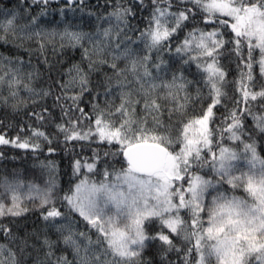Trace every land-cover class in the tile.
<instances>
[{"label": "snow or ice", "instance_id": "obj_1", "mask_svg": "<svg viewBox=\"0 0 264 264\" xmlns=\"http://www.w3.org/2000/svg\"><path fill=\"white\" fill-rule=\"evenodd\" d=\"M0 47L47 175L0 178V264H264V0H9Z\"/></svg>", "mask_w": 264, "mask_h": 264}, {"label": "trees", "instance_id": "obj_2", "mask_svg": "<svg viewBox=\"0 0 264 264\" xmlns=\"http://www.w3.org/2000/svg\"><path fill=\"white\" fill-rule=\"evenodd\" d=\"M9 0H0V4L8 3ZM94 2V0H93ZM0 54L7 55L4 47H0ZM49 59L52 62H56L57 60L64 62V61H71V62H79L80 60V53L79 51H68L66 54L61 56L59 53L56 55H52L49 53ZM35 63V59L33 60ZM67 64H65V68H67ZM4 116V112L0 110V117ZM22 117H17L16 119H20ZM8 119H13V117L9 116ZM15 157V159H13ZM40 159H44V156H41ZM56 162L58 166L59 173L57 179L58 181L66 182L68 176L65 174L67 169V160L62 158V154L59 151L51 157ZM35 160L32 156H27L23 153L22 150H13L8 153L7 160H0V178L5 175H9L12 173H18L26 180H33L35 178L47 179V175H41V172L38 168L34 167ZM35 217L30 216L27 220H22L20 222L22 227H27L31 229L33 223L35 221ZM147 258V257H146Z\"/></svg>", "mask_w": 264, "mask_h": 264}]
</instances>
